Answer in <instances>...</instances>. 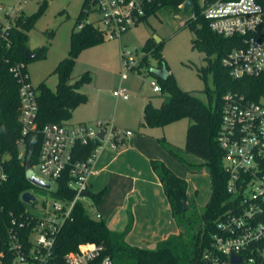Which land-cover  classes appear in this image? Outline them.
Segmentation results:
<instances>
[{
    "label": "built area",
    "instance_id": "obj_1",
    "mask_svg": "<svg viewBox=\"0 0 264 264\" xmlns=\"http://www.w3.org/2000/svg\"><path fill=\"white\" fill-rule=\"evenodd\" d=\"M159 0H87L85 23L99 28L105 39L121 37L123 33L144 21L149 11ZM264 0H202L198 5L200 15L209 23L215 33L235 38L232 48L223 57L222 63L233 78L259 76L264 72ZM185 1L179 7L183 9ZM195 3L191 6L192 9ZM21 12V11H20ZM19 13V12H18ZM0 17L4 34L12 18ZM194 10L184 20L198 18ZM123 54L124 70L135 68L139 60ZM25 64H15L11 70L19 77L23 134L37 129L35 117L38 110V91L31 83ZM154 90L162 91L158 83ZM116 96H126L125 87L114 91ZM264 96V95H263ZM248 98L245 94L229 91L222 99L221 120L217 140L222 148L223 167L227 174L226 209L217 220L219 232L214 234L212 246L205 251L204 259L209 264H264V104ZM108 125L110 130L108 132ZM105 131L104 137L99 134ZM43 142L39 161V174L31 165L28 174L43 180L51 187L35 184L40 190L26 189L35 195V200L23 201L22 211L10 210L5 213L0 206V264H58L54 261V247L57 237L68 220L74 219V211L83 202L93 218H103L98 204L85 195L90 190L89 178L101 148L109 144L119 148L121 141L134 134L131 129L117 128L109 121L90 123H50L43 127ZM98 140V145L88 157H76V147ZM21 155L25 151L23 140L18 141ZM8 157L0 152V184L7 181ZM60 181L65 182V190L74 192L69 197L62 192ZM34 184V183H33ZM94 212V214L92 213ZM238 257V262L233 260ZM64 264H113L111 254L106 253L103 244L85 242L78 249L64 255Z\"/></svg>",
    "mask_w": 264,
    "mask_h": 264
},
{
    "label": "trees",
    "instance_id": "obj_2",
    "mask_svg": "<svg viewBox=\"0 0 264 264\" xmlns=\"http://www.w3.org/2000/svg\"><path fill=\"white\" fill-rule=\"evenodd\" d=\"M184 1L186 0H159L160 3L157 2L153 6L147 17L162 9H178ZM193 1L195 3L193 8L199 16L183 25L190 27L196 33L193 40L194 48L205 53L206 65L199 68V71L206 79L210 74L213 78V86H207L205 89L209 102L205 103L194 91L183 90L171 73L166 79L158 77L162 91H168L170 98L159 107L151 102L146 104L142 126L161 127L182 118L190 119L185 151L197 157L199 161L183 155L165 137L160 138L159 141L188 171L197 173L205 170L209 173L211 194L207 203L200 208L188 194V181L178 176L164 161L152 159L151 166L169 199L179 232L158 241L154 248L132 245L126 240L134 223L131 208L128 211V222L125 228L118 231L110 229L105 218H93L84 203L79 202L73 214L74 219L64 224L57 237L53 257L56 263L64 264V255L78 249L81 244L95 242L104 245L106 253L111 254L113 258V264H209L204 259V253L212 246L214 234L219 232L217 220L226 209L225 203L229 197L226 188L227 174L223 167L224 152L217 140L222 99L225 93L236 91L250 99L259 100L264 95V72L259 76L233 78L228 68L223 65L222 59L232 48L236 39L227 38L212 31L208 21L200 15L198 0ZM86 2L87 0L85 4ZM43 6L37 13L30 16L23 11L19 12L12 18L6 32L0 34V152L8 157L5 165L9 173L8 180L0 184V206L4 207L6 214L10 210L22 211L26 206L20 199V195L24 190L33 187L28 177L27 164L29 161L31 165H36L39 161L43 127L50 123H67L75 108L88 99L80 88L92 79L90 73L86 72L75 82L71 81L79 54L105 40L102 31L92 23H85L77 30L85 16L84 5L72 30L69 54L60 60L53 71V74L58 76L56 89H51L45 81L36 88L38 91V110L35 117L37 129L23 134L20 121L21 83L11 68L23 62L25 64L23 71L28 72V62L46 58L50 42L34 49L28 45V32L43 13ZM1 27L0 25V31ZM48 33L52 39L55 31ZM162 48V42L149 38L144 47L145 56L138 65L146 66L152 74L153 66L147 58L149 55H154L158 61L156 67L168 68ZM28 51L36 53L37 57L28 59L26 57ZM19 140L25 143L23 156L18 145ZM125 143L126 139H123L121 145ZM97 145L98 142L95 141L78 145L75 151L76 157L81 159L88 157ZM64 186L65 182L60 181L62 192H66L69 197L74 196V192L65 190ZM105 191V189L99 192L90 191V197L95 204H99ZM186 204L187 207H185Z\"/></svg>",
    "mask_w": 264,
    "mask_h": 264
},
{
    "label": "rangeland",
    "instance_id": "obj_3",
    "mask_svg": "<svg viewBox=\"0 0 264 264\" xmlns=\"http://www.w3.org/2000/svg\"><path fill=\"white\" fill-rule=\"evenodd\" d=\"M86 0H0V17L7 19V15H14L23 11L27 16L37 13L43 6V13L37 18L35 26L28 32V45L34 49L50 42V49L46 58L34 59L28 62L27 69L31 83L37 88L40 83L46 82L47 86L55 90L58 76L53 74L54 69L61 59L69 54L71 46V34L77 18L83 11ZM202 0H199L201 2ZM194 11L181 9H162L153 13L146 20L141 21L131 29L123 33L121 37L105 39L102 43L83 50L75 63L71 81L75 82L82 74L89 72L92 79L85 83L80 91L88 96L86 102L79 104L68 124H77L85 118H97L90 121L95 124L99 121H109L117 128L142 130L144 121L145 105L151 102L154 106H161L170 98L168 91L157 92L153 83L161 85L158 77L149 73L144 65L127 70V77L122 78L124 70L123 54L129 51L128 57H135L137 61L145 56L144 47L149 38L156 42H162V54L171 74L174 75L177 84L183 89L194 91L205 103L209 97L205 92L207 86H213L212 75L207 79L200 73L199 68L206 65L205 53L193 46L196 33L182 23ZM85 13L82 20L86 21ZM78 30V27H77ZM55 31L50 39L49 33ZM147 60L150 65H158L157 58L149 55ZM139 64V63H138ZM125 87L126 96H116L114 91ZM264 104V96L262 97ZM190 124L189 118H182L167 126L146 128L157 131L162 137L171 142L183 155L199 161L194 155L185 151L187 129ZM155 129V130H154ZM110 126L108 125V132ZM169 132V137L166 133ZM171 139V140H170ZM196 158V159H195ZM179 170L174 172L188 181V194L202 208L211 194L210 177L202 170L192 173L174 160ZM33 170L39 174L35 165ZM32 189L40 190L35 184ZM91 197L86 202L90 203ZM94 214V212H92Z\"/></svg>",
    "mask_w": 264,
    "mask_h": 264
},
{
    "label": "crops",
    "instance_id": "obj_4",
    "mask_svg": "<svg viewBox=\"0 0 264 264\" xmlns=\"http://www.w3.org/2000/svg\"><path fill=\"white\" fill-rule=\"evenodd\" d=\"M101 117L85 118L79 123L103 119ZM145 127L154 128L143 126L142 130H134L128 127L134 134L125 138V144L117 149L109 144L101 148L89 184L92 192L106 190L97 206L110 229L123 230L131 208L134 223L126 240L132 245L154 248L158 241L178 233L179 227L151 160L160 159L173 171H178L186 178L188 176L175 165L174 160L177 159L161 145L159 139L162 134ZM169 135V132L166 133V137Z\"/></svg>",
    "mask_w": 264,
    "mask_h": 264
},
{
    "label": "water",
    "instance_id": "obj_5",
    "mask_svg": "<svg viewBox=\"0 0 264 264\" xmlns=\"http://www.w3.org/2000/svg\"><path fill=\"white\" fill-rule=\"evenodd\" d=\"M193 3H194L193 0H186L183 9H184V10H189V9L191 8V6L193 5ZM26 57H27L28 59H34V58L37 57V54L34 53V52H31V51H28V52L26 53ZM151 72H152L153 75H155V76H157V77H159V78H162V79H166V78L169 76V74H170V71H169V69H168L166 66H164V67H162V68L151 67ZM104 133H105V131H102V132L99 134V139H102V138L104 137ZM97 141H98V140H96V142H97ZM27 168H28L29 170L31 169V164L29 163V161H28V164H27ZM28 177H29V180H30L32 183H34V184H37V185H39V186H43V187H47V188L51 187V184H47V183H45L43 180H41V179L35 177L34 175H30V174H28ZM84 194L87 195V196H90L91 193H90L89 191H86ZM22 199H23V201H25V202H29V201H31V200H35V195H33V194L30 193V192H25V193H23V195H22ZM185 207H187V204H186ZM233 260L236 261V262H238L240 259H239L238 257H233Z\"/></svg>",
    "mask_w": 264,
    "mask_h": 264
}]
</instances>
